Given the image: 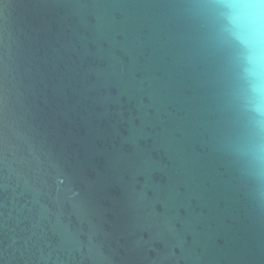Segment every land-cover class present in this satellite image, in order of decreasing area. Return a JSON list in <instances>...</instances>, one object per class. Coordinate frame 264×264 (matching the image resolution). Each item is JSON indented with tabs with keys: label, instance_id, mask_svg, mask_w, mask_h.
<instances>
[{
	"label": "water",
	"instance_id": "water-1",
	"mask_svg": "<svg viewBox=\"0 0 264 264\" xmlns=\"http://www.w3.org/2000/svg\"><path fill=\"white\" fill-rule=\"evenodd\" d=\"M219 0H0V264H264V97Z\"/></svg>",
	"mask_w": 264,
	"mask_h": 264
},
{
	"label": "clouds",
	"instance_id": "clouds-1",
	"mask_svg": "<svg viewBox=\"0 0 264 264\" xmlns=\"http://www.w3.org/2000/svg\"><path fill=\"white\" fill-rule=\"evenodd\" d=\"M226 10L230 35L242 49L246 74L254 81L253 91L264 97V0H219ZM257 111H264V104Z\"/></svg>",
	"mask_w": 264,
	"mask_h": 264
}]
</instances>
